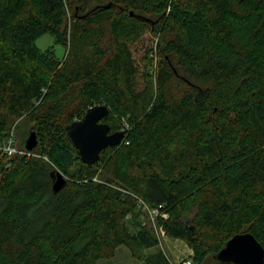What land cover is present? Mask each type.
Masks as SVG:
<instances>
[{"label": "trees", "instance_id": "16d2710c", "mask_svg": "<svg viewBox=\"0 0 264 264\" xmlns=\"http://www.w3.org/2000/svg\"><path fill=\"white\" fill-rule=\"evenodd\" d=\"M97 105L125 135L88 165L66 128ZM18 119L37 158L0 151V264H97L122 246L171 264L126 223L142 205L194 264H232L215 256L236 234L264 249V0H0L1 143ZM75 166L54 194L52 173Z\"/></svg>", "mask_w": 264, "mask_h": 264}, {"label": "water", "instance_id": "95a60500", "mask_svg": "<svg viewBox=\"0 0 264 264\" xmlns=\"http://www.w3.org/2000/svg\"><path fill=\"white\" fill-rule=\"evenodd\" d=\"M108 113L105 105L94 106L85 112L81 120L66 128L73 146L85 164H95L102 151L108 147H117L124 138L123 131L111 132L110 127L102 122ZM23 145L27 152L35 149V132H29ZM52 177V192L56 194L64 187L66 179L58 171H54ZM215 259L222 263L264 264V249L250 233L236 234L227 241Z\"/></svg>", "mask_w": 264, "mask_h": 264}, {"label": "rangeland", "instance_id": "374dc122", "mask_svg": "<svg viewBox=\"0 0 264 264\" xmlns=\"http://www.w3.org/2000/svg\"><path fill=\"white\" fill-rule=\"evenodd\" d=\"M38 49L41 51L51 49L54 52L56 58L61 59L64 56L65 50L62 46L55 44L53 38L49 34H44L35 42ZM140 55L136 53V57ZM158 59L157 53H151V65L152 73L154 71V65ZM194 88H197L193 85ZM173 93L170 91V94ZM175 96V93H173ZM74 94L72 93L68 101L70 103L74 102ZM76 103V102H74ZM12 138L14 140V146L16 149V155H24L25 149L22 148L23 141L27 138L29 132H31L30 123L26 119H18L15 124L12 126ZM29 158H37L36 154L31 152L26 153ZM79 166H75L70 176H64L65 179L75 181L77 175L81 174ZM155 212L150 211L146 206H138L130 215L126 217V223L129 225L131 230L137 229V225L141 226L148 225L154 231L155 235L159 240V247L157 249L150 250L146 252L147 254L154 253L156 251H162L164 256L171 264H194L191 257V250L182 240L172 239L165 236L164 232L156 225L155 221ZM164 218L165 215H163ZM97 264H143L139 261L134 260L129 251L124 247H119L112 259L109 260H100ZM204 264H211V257H209Z\"/></svg>", "mask_w": 264, "mask_h": 264}, {"label": "built area", "instance_id": "2783aa9c", "mask_svg": "<svg viewBox=\"0 0 264 264\" xmlns=\"http://www.w3.org/2000/svg\"><path fill=\"white\" fill-rule=\"evenodd\" d=\"M0 151L8 155H13L16 153V149L14 146V140L12 137L8 139L6 142H3V143L0 142ZM25 153H27L26 150H25Z\"/></svg>", "mask_w": 264, "mask_h": 264}]
</instances>
